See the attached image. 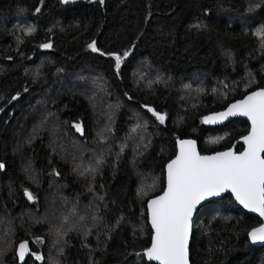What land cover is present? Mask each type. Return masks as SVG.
Returning <instances> with one entry per match:
<instances>
[{"label":"trees","instance_id":"16d2710c","mask_svg":"<svg viewBox=\"0 0 264 264\" xmlns=\"http://www.w3.org/2000/svg\"><path fill=\"white\" fill-rule=\"evenodd\" d=\"M261 23L264 0H0V264H155L147 202L177 138L212 153L250 129L203 117L264 87ZM260 223L230 194L204 204L191 264H264Z\"/></svg>","mask_w":264,"mask_h":264},{"label":"snow or ice","instance_id":"6c2138e0","mask_svg":"<svg viewBox=\"0 0 264 264\" xmlns=\"http://www.w3.org/2000/svg\"><path fill=\"white\" fill-rule=\"evenodd\" d=\"M62 2L68 4L70 0ZM100 3L103 4L104 0H100ZM35 11L39 12L40 9ZM201 26L197 24L194 27ZM26 31L32 34L35 28L28 27ZM255 34L264 41V25L257 28ZM41 47L50 49L53 45L48 42ZM88 47L94 52L100 51L95 41ZM110 55L114 57L115 68L119 71L130 52L126 50L122 55ZM143 107L160 123L165 122L166 114L147 104ZM232 116H244L250 121L248 134L241 138L245 144L241 152L229 149L214 155H201L196 149V141L179 140V154L166 166L167 187L162 195L151 199L147 205L154 232L151 246L144 253L149 261H157L159 264H189L188 245L193 214L201 201L208 197L230 191L245 209L264 217V87H259L242 100L230 104L225 111L205 116L204 122L214 124ZM75 127L78 131H83L80 124ZM3 167L0 164V169ZM26 195L29 200L34 199L31 192H26ZM64 235L65 232L58 230V238L62 239ZM248 235L253 242L264 241V224L253 228ZM27 254L28 241H24L18 247L19 260L23 262ZM31 255L38 261L44 259L36 253Z\"/></svg>","mask_w":264,"mask_h":264},{"label":"water","instance_id":"95a60500","mask_svg":"<svg viewBox=\"0 0 264 264\" xmlns=\"http://www.w3.org/2000/svg\"><path fill=\"white\" fill-rule=\"evenodd\" d=\"M256 90H258V89H255V90H253V91H256ZM251 92H252V91H251ZM251 92H249L248 94H250ZM248 94H246V95H248ZM246 95H245V96H246ZM245 96H244V97H245ZM244 97H242V98H240V99H237V100H235V101H232V102L229 103L227 106H229V105L232 104V103H235L236 101L242 100ZM227 106H226L225 108L219 110V111L210 112V113L206 114L205 116H209V115H212V114L217 113V112L225 111L226 108H227ZM146 110H147V109H146ZM205 116H204V117H205ZM204 117H203V123H204L206 126H210V127L224 126V125H226L227 123H229L230 121H233V120H235V119H242V120H245V121L249 122V124H250V121L248 120V118H247V117H244V116H232V117H229L228 119H226V120H224V121H222V122H218V123H214V124L205 123V122H204ZM249 130H250V129H249ZM247 134H248V133H247ZM247 134H245V135H247ZM245 135H244V136H245ZM242 137H243V136H242ZM242 137H240L239 139H237L236 142H235L231 147L226 148V149H223V150H220V151L212 152V153H202L201 150H200V146H199L198 140L195 139V138H187V137H186V138H180V137H178L177 140H176V147H177L176 155L179 154V140H194V141H196V149H197V151H198L201 155H214V154L217 153V152H224V151H227V150H229V149H232L233 151H236V152H241V151H243L244 149L241 150V151H237L236 149H237V145H239V144H242V145L244 146V148H245V144H244L243 140L241 139ZM176 155H175L172 159H175ZM172 159H171V160H172ZM171 160H169V161L167 162V164H168ZM167 164L165 165V187H164V190H165L166 187H167V168H166ZM164 190H163L160 194H158V195H162L163 192H164ZM27 192H29V191H27ZM228 194L232 195L233 198H234V200L237 202V204H238L241 208H243L247 213H249V214H253V215H255V216H257V217L260 218L261 223H260L258 226H256V227H259L261 224H264V217H261V216L259 215V213L252 212V211H250V210H248V209H245V208L243 207V205H241V204L235 199L234 194H232L230 191H229V192H223V193H221V194L218 195V196L208 197L207 199L201 201V203L197 206V209H196V211H195L194 214H193V218H192V230H191V234H190V238H189V245H188V260H189V264H191L190 247H191V242H192V238H193L194 220H195V218H196L197 212L199 211V209H200L204 204H206V203H208V202H210V201H212V200H215V199H221L222 197H224V196H226V195H228ZM158 195H156V196H158ZM156 196L151 197V198L148 200V202H149L151 199H154ZM148 202H147V205H148ZM147 210H148L149 224H150V227H151V217H150V211H149V209H148V206H147ZM254 228H255V227H254ZM252 229H253V228H252ZM252 229H251V230H252ZM151 230H152V237H153L154 232H153L152 227H151ZM251 230H250V231H251ZM152 237H151V241H152ZM249 240H250V243H251L253 246H255V247L264 246V241L253 242V241H251L250 237H249ZM150 246H151V244H150ZM150 246H149V247H150ZM150 262H154L155 264H159V262H157V261H150Z\"/></svg>","mask_w":264,"mask_h":264},{"label":"rangeland","instance_id":"374dc122","mask_svg":"<svg viewBox=\"0 0 264 264\" xmlns=\"http://www.w3.org/2000/svg\"><path fill=\"white\" fill-rule=\"evenodd\" d=\"M235 19L236 20H239V21H241L242 22V20H241V18H239V17H235ZM249 20H250V17H248L245 21H243V23L245 24V25H247L248 23H249ZM261 25H264V23H261L260 25H259V27L261 26ZM248 26H250V25H248ZM258 27V28H259ZM262 44H263V46H264V41H262ZM143 75H145V73H143V74H140L139 76H143ZM252 81H253V78H252ZM77 148H75L74 147V150L75 151H77L76 150ZM72 156H73V154H72ZM23 171H24V173L26 174V175H28L29 177L31 176V174H32V169L30 168V164H26V165H24V167H23ZM61 205H64V203H62ZM49 208H51V206L49 205ZM71 208V206L69 207V209ZM52 209V208H51ZM28 255V254H27ZM26 255V256H27ZM38 255V254H37ZM26 256H25V258H26Z\"/></svg>","mask_w":264,"mask_h":264},{"label":"flooded vegetation","instance_id":"af4514ba","mask_svg":"<svg viewBox=\"0 0 264 264\" xmlns=\"http://www.w3.org/2000/svg\"><path fill=\"white\" fill-rule=\"evenodd\" d=\"M241 145V146H240ZM240 146V147H239ZM244 149V146L242 144L237 145V151H241Z\"/></svg>","mask_w":264,"mask_h":264}]
</instances>
